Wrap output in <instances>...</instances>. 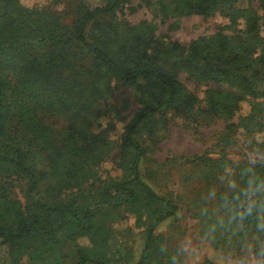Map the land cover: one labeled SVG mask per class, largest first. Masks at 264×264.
<instances>
[{"label": "trees", "instance_id": "trees-1", "mask_svg": "<svg viewBox=\"0 0 264 264\" xmlns=\"http://www.w3.org/2000/svg\"><path fill=\"white\" fill-rule=\"evenodd\" d=\"M124 2L90 5L80 0L72 31L46 7L0 0V144L6 143L10 151L5 153L0 145V264H22L25 257L66 264L62 245L68 243L76 249L77 264H109L112 226L129 215L136 216L146 235L136 264H176L156 231L178 214L180 204L173 193L160 195L144 182L141 164L148 150L136 136L143 131L154 137L158 122L163 123L169 111L186 117L195 129L201 108L206 115L229 122L238 116V123H230L228 129L241 128L246 140L264 152V0H169L162 11L179 16H210L224 6L237 32L200 37L187 48L160 40L146 23L130 26L120 21L117 11ZM78 61H87L89 71H83ZM183 75L217 87L207 89L200 99L188 91ZM114 81L148 91L146 103L129 121L117 107L96 111L113 92ZM244 103L250 109L242 114ZM42 111L66 116L74 126L65 148L55 144L40 118ZM13 120L48 153L56 188L75 192L67 202L23 207L13 198L4 179L11 173L29 174L26 155L11 145L8 126ZM118 121L123 124L119 140L113 135ZM116 150L123 175L103 177V165ZM182 160L199 164L198 178L205 181L206 190L220 175L235 182V188L217 190L214 207L207 203L200 215L203 236L226 256L239 258L245 240L257 233L254 222L246 223L245 231L229 223L234 196L252 177L257 183L264 180V160L235 163L206 154ZM260 237L264 239V234ZM83 239L90 245L80 244ZM4 249L7 257L1 256Z\"/></svg>", "mask_w": 264, "mask_h": 264}, {"label": "rangeland", "instance_id": "rangeland-1", "mask_svg": "<svg viewBox=\"0 0 264 264\" xmlns=\"http://www.w3.org/2000/svg\"><path fill=\"white\" fill-rule=\"evenodd\" d=\"M21 2L28 8H48L51 15L59 19L68 30H74L77 23L76 10L80 0H66L61 3L52 0H21ZM101 2L102 0H87L90 5ZM168 3L169 0H164L163 4H160V0H125L117 11V16L120 21L126 20L130 26L146 23L155 28V35L160 40L176 41L186 48L193 40L200 37L237 35L224 6L217 7L210 16L197 14L179 16L162 11V5ZM78 64L83 71H89L87 61H78ZM83 73H80V76L86 80L88 75ZM182 82L188 91L200 99L204 98L207 89L217 87L213 83H196L186 75L182 76ZM112 86L113 92L108 99L98 103L96 111L117 107L129 121L146 103L148 91L138 90L117 81H114ZM10 98L11 93H7L5 99ZM249 109L248 103H244L242 114ZM200 112V124L197 129L192 127L186 117L173 110L164 114L163 123L158 122L161 126L154 137L143 131L136 133L137 139L148 150V157L141 164L144 182L160 195L173 193L180 204L178 214L163 222L156 231L164 237V249L169 252V256L171 255L176 264H221L222 259L230 258L214 248L203 236V220L200 213L207 203V207H214L217 190L235 183L231 178L220 175L218 179H214L211 190H206L205 181L198 178L199 164L182 158L206 154L213 159L225 156L235 163L264 160L263 150L253 147L246 140L241 128L228 129L230 123H238V116L229 122L223 118L206 115L202 108ZM40 118L44 126L51 131L55 144L65 148L70 132H74V126L66 116L42 111ZM8 129L12 135L11 145L20 147L26 155V166L29 171L28 175L11 173L10 177L4 179L13 198L23 207L35 202L50 205L67 202L75 192H60L56 188L55 180L50 176L48 153L34 143L30 133L16 120L10 123ZM122 131L123 124L118 121L117 130L113 134L115 139H120ZM0 145L5 153H10L6 143ZM118 153L119 150H116L103 165L101 171L103 177L108 175L111 176L110 178L119 179L123 175V171L117 165ZM112 228L114 232L108 240L109 264H136L145 246L144 227L137 222L136 216L129 215L126 221L115 224ZM80 244L88 246L90 242L83 239ZM62 252L66 264H77V252L71 243L62 245ZM1 256L7 257L6 249L1 252ZM167 256L168 253L165 254V257ZM22 264L49 263L46 260L25 257Z\"/></svg>", "mask_w": 264, "mask_h": 264}, {"label": "clouds", "instance_id": "clouds-1", "mask_svg": "<svg viewBox=\"0 0 264 264\" xmlns=\"http://www.w3.org/2000/svg\"><path fill=\"white\" fill-rule=\"evenodd\" d=\"M257 179L255 176L249 179L244 189L234 196L236 203L229 217V223H235L237 231H245V224L254 222L257 234L251 241L245 240L243 255L222 259L221 264H264V240L260 239L264 234V180L257 183ZM230 187L235 188V183Z\"/></svg>", "mask_w": 264, "mask_h": 264}]
</instances>
